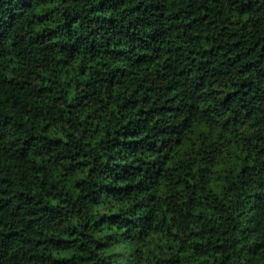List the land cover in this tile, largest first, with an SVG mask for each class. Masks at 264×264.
Wrapping results in <instances>:
<instances>
[{
  "label": "trees",
  "instance_id": "trees-1",
  "mask_svg": "<svg viewBox=\"0 0 264 264\" xmlns=\"http://www.w3.org/2000/svg\"><path fill=\"white\" fill-rule=\"evenodd\" d=\"M0 264H264V0H0Z\"/></svg>",
  "mask_w": 264,
  "mask_h": 264
}]
</instances>
